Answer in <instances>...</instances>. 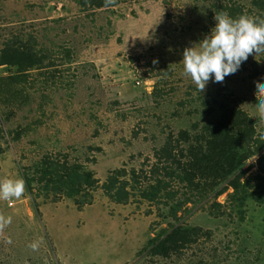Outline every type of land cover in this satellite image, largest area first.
I'll list each match as a JSON object with an SVG mask.
<instances>
[{
	"label": "rangeland",
	"instance_id": "374dc122",
	"mask_svg": "<svg viewBox=\"0 0 264 264\" xmlns=\"http://www.w3.org/2000/svg\"><path fill=\"white\" fill-rule=\"evenodd\" d=\"M220 13L264 0H0V264H264V47L183 73Z\"/></svg>",
	"mask_w": 264,
	"mask_h": 264
},
{
	"label": "clouds",
	"instance_id": "9594fccd",
	"mask_svg": "<svg viewBox=\"0 0 264 264\" xmlns=\"http://www.w3.org/2000/svg\"><path fill=\"white\" fill-rule=\"evenodd\" d=\"M215 26L205 37L183 51V73L202 92L209 81L222 83L239 71L253 52L264 47V20L247 16L233 18L227 13L215 15ZM257 116L264 120V83L256 85ZM25 191L23 179L0 182V198H19Z\"/></svg>",
	"mask_w": 264,
	"mask_h": 264
},
{
	"label": "trees",
	"instance_id": "16d2710c",
	"mask_svg": "<svg viewBox=\"0 0 264 264\" xmlns=\"http://www.w3.org/2000/svg\"><path fill=\"white\" fill-rule=\"evenodd\" d=\"M80 169L81 168H79V170H75V172L73 171L71 175L70 174L67 175L69 183L73 188V190L84 191L85 189L94 188V186L96 185V180L94 179L93 175L89 172H84L82 171V169L81 170ZM117 174L119 175L120 173ZM155 243L157 244L154 245L153 247L154 251H152L154 255L168 256L169 254H171V251H173L174 247L176 246V243L175 242L173 243L172 240H163L160 243L159 242H155Z\"/></svg>",
	"mask_w": 264,
	"mask_h": 264
}]
</instances>
